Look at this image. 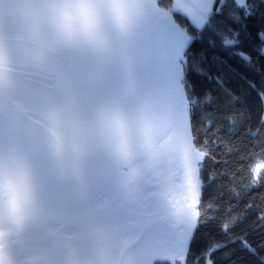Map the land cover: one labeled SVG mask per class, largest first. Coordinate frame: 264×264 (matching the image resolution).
I'll return each mask as SVG.
<instances>
[{
  "label": "snow or ice",
  "instance_id": "6c2138e0",
  "mask_svg": "<svg viewBox=\"0 0 264 264\" xmlns=\"http://www.w3.org/2000/svg\"><path fill=\"white\" fill-rule=\"evenodd\" d=\"M225 149L264 160V0H0V264H264Z\"/></svg>",
  "mask_w": 264,
  "mask_h": 264
},
{
  "label": "trees",
  "instance_id": "16d2710c",
  "mask_svg": "<svg viewBox=\"0 0 264 264\" xmlns=\"http://www.w3.org/2000/svg\"><path fill=\"white\" fill-rule=\"evenodd\" d=\"M227 72V68L224 69ZM233 89L242 92V84L240 81L229 82ZM219 159L209 161V165L216 166L218 183L213 186L212 191L217 192L221 189L220 178H223V188L225 192L233 197H238L245 204L255 203L257 205H264V186L252 187L251 185V168L255 159L258 158L249 156H229L227 150L217 153ZM227 165L225 167L224 165ZM212 175V173H209ZM198 239L202 242L204 239L201 233Z\"/></svg>",
  "mask_w": 264,
  "mask_h": 264
},
{
  "label": "rangeland",
  "instance_id": "374dc122",
  "mask_svg": "<svg viewBox=\"0 0 264 264\" xmlns=\"http://www.w3.org/2000/svg\"><path fill=\"white\" fill-rule=\"evenodd\" d=\"M259 163H264V160H261L259 157L255 159L253 166L251 168V185L252 187H257L261 184H264V168L260 169L258 173L255 175L253 174V170L255 169L256 165ZM256 176L261 177L259 181H257Z\"/></svg>",
  "mask_w": 264,
  "mask_h": 264
}]
</instances>
